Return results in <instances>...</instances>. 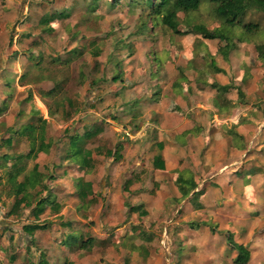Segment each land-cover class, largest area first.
<instances>
[{"label":"rangeland","instance_id":"374dc122","mask_svg":"<svg viewBox=\"0 0 264 264\" xmlns=\"http://www.w3.org/2000/svg\"><path fill=\"white\" fill-rule=\"evenodd\" d=\"M145 7L131 6L128 0L116 7L111 0H0V264L42 260L48 264H234L236 251L229 244V229L238 230L234 241L251 247L250 264H264V242L257 241L264 225L260 222L256 228V216L225 215L235 211L232 205L194 209L187 199L165 203L166 196L180 195L173 179L162 176L159 182L156 175L144 178L140 173L154 150L141 153L136 148L141 140L135 136L141 130L146 136L153 131L118 109L125 90L156 84L161 79L157 73L163 70L164 81L187 95V108L185 100L180 105L174 95L171 111L185 114L193 105L211 117L196 131L202 139L208 133L210 142L195 145L193 163L189 158L182 161L188 172L204 177L205 157L223 164L218 159L222 150L209 149L217 140L227 139L230 148L245 149L236 159L237 175L250 168L259 179L257 192L263 194L264 54L260 46L264 48V15L249 13L245 23H257L261 30L244 34L235 28L236 36L226 46V42L204 39L195 29L196 25L208 30L221 26L208 1L197 12L179 13L180 34L150 19ZM55 12L66 16L50 23L47 31L39 21ZM57 58L59 62L53 63ZM40 118L47 120L46 139L53 145L47 154L22 162L25 171L18 180L23 181L38 164L48 190L31 207L15 208L8 172L15 158L32 148L19 131ZM173 119L167 130L189 127L181 124L186 118ZM93 125L103 132L84 145L93 152V168L87 172L67 159L68 146L72 136H81ZM239 132L246 133L247 140H237ZM109 151L112 156H107ZM5 155L14 160H5ZM172 159L168 151L167 160ZM204 180L198 189H205ZM79 181L87 192L83 200L77 197ZM215 186L216 192L220 186ZM216 193L217 199L221 197ZM49 195L60 203V210L48 205L43 213L34 214L38 200ZM142 210L148 215L141 216ZM65 222H72V227ZM34 224L47 228L32 234L24 230ZM72 232L94 237L93 249L65 246L62 242ZM117 232L120 240L111 244L102 240L105 234ZM148 236L151 242L144 238ZM132 244H143L149 255L143 249L133 250Z\"/></svg>","mask_w":264,"mask_h":264},{"label":"crops","instance_id":"0c3cea01","mask_svg":"<svg viewBox=\"0 0 264 264\" xmlns=\"http://www.w3.org/2000/svg\"><path fill=\"white\" fill-rule=\"evenodd\" d=\"M160 73H157V75L161 79L158 80L156 84L147 86L146 88H143L141 85H136L133 90H125L123 92V95L119 98L121 102H119L118 109L119 111H123L122 113L125 114L126 117L135 119L138 124H142L143 126L145 125L146 128H150L151 131H153V134L151 135L150 132V135L148 136H146L147 134L142 133V130L139 131L137 135H140V137H147L144 140L139 138V136L137 135L135 136L138 137L136 139L141 140L136 145V148L139 149L141 153L143 152V154H145L148 153V151L154 150L152 151V156H149V162H143V167H141L140 173L143 174V177H146L147 175H156L159 177V180H157L159 182L162 180V176H165L166 180L172 178L176 187L175 190L179 192L178 186L175 183L178 176L180 174L185 175L186 177H190V175L194 176L192 173L188 172L184 163L187 162L188 158L191 159L189 163H193L192 157L194 156L193 152L196 151L195 145H198L201 140L205 141L201 143L210 142L211 138L208 133H204L206 136L205 139H202V137H200V135H198L196 131L198 130V127L209 124L211 117L206 113L199 112L196 106H193L192 104L191 105L193 108L188 109L185 114H177L171 111L170 106L174 95L176 96L174 100H176L180 105L182 99L185 100L184 106L186 108L187 95H185L184 93H178L173 85L171 87L170 83L164 81L163 78L165 72L163 70H160ZM180 75L182 76V74ZM189 106L190 104H188V107ZM172 117H174L173 120H175V117H177L178 119L186 118V120L181 124L189 127H184L183 129L178 131L180 126L177 125L178 127L176 128V131L167 130L165 126L167 125L169 120H172ZM111 120H109L110 123L115 122ZM146 128L144 127L143 131H145ZM244 137L245 140H247V134L242 132H239V134L235 136V138H237V140L239 141H242ZM240 146L246 147V145H243L242 143H240ZM192 147L194 149H192ZM216 148L222 150L220 152L221 155L219 154L220 157L218 159L219 161L223 160L224 165L221 162L213 164L211 162L213 157H205V161H207V163L205 165L203 164L204 168L202 169L203 175L205 176L202 178L194 176V179L199 188V184L204 178L207 181V185L205 187L206 190L204 188L203 190L202 188L195 189L193 192L199 190H201L202 192L197 196L195 200H192L191 202H189V200L192 195L185 198L187 199V204H193L194 209H199L205 206L211 208H220L221 206L226 207V205H232L235 207V211H233L232 213H224L225 215L236 216V218H238V214L245 212L247 219L250 215L256 216L254 219V225H256V228L258 224H260V222H262L261 224L264 225V192L263 194L261 192H257V189L259 187V179L255 180V177L251 174L252 170L247 167L243 168V172L240 176L237 175L238 170H236V168L238 166L236 164L238 162L236 159L240 153H243L245 151V149H240V151L238 147L232 146V148H230L227 139L217 140L215 146H212L209 150ZM168 151H171L173 157L172 161L170 162L167 160ZM156 156H160L162 158V161L165 165V168L163 170L155 168L154 159ZM140 160L143 161L144 158ZM140 160H137V163ZM182 161L184 163H182ZM224 168H227V170H225ZM263 180H261L260 182H262ZM215 185L220 186L219 189L216 190V192L221 195V197H218V199L217 193L213 189V187H216ZM160 188L163 189V185H160ZM260 190L264 191V184ZM171 196L172 195L165 197V203L168 204L170 203L169 201L174 202V199H183L181 193L180 195L176 194L172 197ZM158 197L159 198L157 199V201L160 200L161 194H159ZM167 198H170L171 200H167ZM52 200L55 202L54 198H52ZM55 204L59 206L60 210V203L57 201L55 202ZM54 211L58 212V208ZM261 211H263V214L261 213ZM258 213H261V215L258 216ZM234 225L236 227H241L236 223ZM243 230L246 231L245 224ZM229 231L231 236L229 237V239L234 237V239L237 240L238 230L229 229ZM118 234V232L115 234L107 233L102 240L106 241L107 243L110 242L111 244L117 239L120 240ZM257 235V241H260L261 243L264 242V232L258 233ZM120 237H124V234H120ZM127 237L129 238L130 236ZM235 243L248 248L251 254V258L248 263L250 264V262L252 261L251 247H248L247 244L238 243L236 241ZM113 246L115 245L113 244ZM234 257H236V255Z\"/></svg>","mask_w":264,"mask_h":264},{"label":"trees","instance_id":"16d2710c","mask_svg":"<svg viewBox=\"0 0 264 264\" xmlns=\"http://www.w3.org/2000/svg\"><path fill=\"white\" fill-rule=\"evenodd\" d=\"M209 2L211 4L212 10L215 13L216 18L221 23V26L208 30L203 25H196L195 29L198 33L202 35L204 39L207 40H219L221 42H226V46L229 45L230 40L234 34L235 28H240L244 34H255L257 31L261 30L259 24L257 23H245V18L251 12H261L264 15V0H128L129 5L136 6L142 5L148 8L150 19H155L156 22H160L163 26L168 28L171 32L175 34H180L182 31L178 25L179 13H183L185 16L192 12H197L204 2ZM121 0H111V6L116 7L120 4ZM66 12H55L43 16L39 24L45 26V30L48 31V25L54 23L57 19L66 16ZM50 29V28H49ZM240 39V38H239ZM243 39V38H242ZM261 54H264V48L261 47ZM75 53V52H73ZM96 56L99 53L95 54ZM59 62V59H54L53 63ZM229 86H220V90H227ZM54 90H50L46 95H50ZM242 94L239 92V95ZM39 123H28L23 126L19 134L22 136H27L32 148L27 154H19L15 158L16 163L12 165V170L8 172L7 181L11 186V194L15 196L16 202L14 207L17 208L24 204L27 207H31L36 198L42 195L43 191H47L48 188L44 184L45 175L38 170V164H35L30 174L24 176L23 181L18 179L24 174L25 164H22L26 159H36L38 154H47L53 143L51 140L46 139V125L47 120L40 118ZM103 132L101 127L93 125L91 129H88L81 136L74 135L69 140V154L67 159L73 160L78 166L84 167L87 172H90L93 168V158L92 150H85L84 145L87 141L92 140ZM11 143L10 139L7 140V144ZM98 151L99 148H97ZM107 156H112V153L107 152ZM7 161L14 160L12 156L5 155L3 157ZM21 166H18L20 165ZM154 165L156 169L163 170L165 165L160 156H156L154 159ZM178 186V190L185 199L191 195V193L198 188L194 176L186 177L180 174L175 181ZM79 190L77 197L81 200L87 198V192L82 185V182H78ZM34 192V194L32 193ZM202 191H196L190 197L189 202L195 200L197 196ZM50 205L53 210H57L59 207L52 200V196H45L38 200L36 207L33 208L32 212L37 216L45 211V208ZM133 207V206H132ZM59 210V209H58ZM16 211V209H15ZM132 211V210H131ZM13 213V210H12ZM148 212L142 210L140 212L141 216H146ZM72 222L64 223L66 227H70ZM47 226L44 224H34L30 226H25L24 230L28 233H34L38 229H46ZM135 231V227L132 228ZM84 236V235H83ZM147 242H151L152 238L150 236L144 237ZM67 245L70 249L78 248L81 250H92L95 246L96 239L92 236L84 238L81 235L72 233L68 240L62 242ZM230 246L236 251V257L233 260L234 264H248L251 258L250 251L247 247L235 243V241L230 238ZM133 250H145L148 256V250L142 245H132ZM38 264H48L46 260L40 261Z\"/></svg>","mask_w":264,"mask_h":264}]
</instances>
